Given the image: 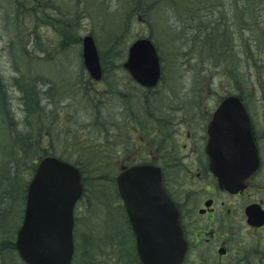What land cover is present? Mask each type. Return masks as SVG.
<instances>
[{
    "label": "rangeland",
    "instance_id": "1",
    "mask_svg": "<svg viewBox=\"0 0 264 264\" xmlns=\"http://www.w3.org/2000/svg\"><path fill=\"white\" fill-rule=\"evenodd\" d=\"M86 35L104 68L99 83L83 65ZM140 38L161 56L151 89L126 78L123 66ZM259 91L264 0H0V264H24L5 248L21 223L34 162L50 153L78 163L90 188L77 209L74 264H135L116 187L139 147L125 132L124 122L133 129L126 114L135 128L161 117L148 127L163 129L180 116L195 121L233 94L262 107ZM113 121H121L119 145Z\"/></svg>",
    "mask_w": 264,
    "mask_h": 264
},
{
    "label": "water",
    "instance_id": "2",
    "mask_svg": "<svg viewBox=\"0 0 264 264\" xmlns=\"http://www.w3.org/2000/svg\"><path fill=\"white\" fill-rule=\"evenodd\" d=\"M85 66L94 79L102 70L91 36L83 43ZM134 79L154 87L161 77L158 52L149 38L135 41L124 64ZM211 169L221 187L236 190L257 167V155L246 112L238 97L223 100L209 128ZM119 193L136 235L142 264H180L185 244L178 213L162 187L159 170L132 167L117 178ZM80 171L54 157L39 163L31 181L16 249L27 264H71L74 246V207L83 194Z\"/></svg>",
    "mask_w": 264,
    "mask_h": 264
},
{
    "label": "flooded vegetation",
    "instance_id": "3",
    "mask_svg": "<svg viewBox=\"0 0 264 264\" xmlns=\"http://www.w3.org/2000/svg\"><path fill=\"white\" fill-rule=\"evenodd\" d=\"M126 78L133 82L130 75ZM260 93L254 99L264 98V91ZM240 98L250 122L258 166L243 187L233 191L220 186L210 167L207 146L215 112L212 107L195 121L184 115L156 130L148 127L149 122L160 123L161 117L149 116L147 124L136 123L135 128L134 120L125 116L133 127L130 130L123 123L125 132L133 133L130 144L139 147L120 172L137 164L160 170L163 187L179 214L186 246L181 264H264V106H251L246 98ZM181 119L183 123L178 124ZM120 122H112L115 145L120 142ZM131 241L136 252L133 234Z\"/></svg>",
    "mask_w": 264,
    "mask_h": 264
},
{
    "label": "trees",
    "instance_id": "4",
    "mask_svg": "<svg viewBox=\"0 0 264 264\" xmlns=\"http://www.w3.org/2000/svg\"><path fill=\"white\" fill-rule=\"evenodd\" d=\"M226 57V56H225ZM224 57V58H225ZM83 174H84V172H83ZM98 183V181H96V182H93L92 184L93 185H95V184H97ZM87 183H86V178H85V175H84V185H85V196H87V195H90V188L86 185ZM119 208H122V212L124 213V217H125V219H126V221H127V217H126V214H125V211H124V208L122 207V206H119ZM81 210V208L79 209V211ZM77 220V219H76ZM78 228V227H77ZM77 232H78V229H77V231H76V234H77ZM77 237V236H76ZM10 243V242H9ZM10 248H5V250H11V251H13V252H16V250H15V245H14V242H11L10 243ZM78 246V245H77ZM133 260H134V262H135V259H134V257H133ZM89 261V260H88ZM135 264H140L139 263V261L137 260L136 262H135Z\"/></svg>",
    "mask_w": 264,
    "mask_h": 264
},
{
    "label": "bare ground",
    "instance_id": "5",
    "mask_svg": "<svg viewBox=\"0 0 264 264\" xmlns=\"http://www.w3.org/2000/svg\"><path fill=\"white\" fill-rule=\"evenodd\" d=\"M250 55L252 56V54H250ZM252 57H253V58H251V60L254 61V63L256 64V63H257V60H254V56H252ZM245 58H246V60H247V57H245ZM247 61H248V63L251 65V61H250L249 58H248ZM247 61H246V62H247ZM125 214H127V213L125 212ZM128 224H129V223H128ZM129 226H130V224H129Z\"/></svg>",
    "mask_w": 264,
    "mask_h": 264
}]
</instances>
